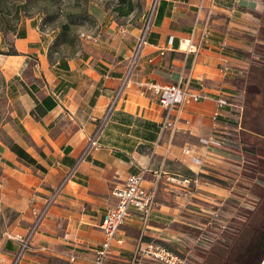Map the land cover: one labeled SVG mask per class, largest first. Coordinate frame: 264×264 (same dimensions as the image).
I'll list each match as a JSON object with an SVG mask.
<instances>
[{
	"label": "crops",
	"instance_id": "crops-1",
	"mask_svg": "<svg viewBox=\"0 0 264 264\" xmlns=\"http://www.w3.org/2000/svg\"><path fill=\"white\" fill-rule=\"evenodd\" d=\"M260 10L258 0H160L135 76L160 83L180 80L189 92L207 98L183 101L174 127L160 131L162 107L155 95L132 83L104 127L100 145L86 154L82 151L94 128L89 117L102 114L120 83L139 28L121 35L117 22L108 19L98 41L70 57L50 59L52 36L41 32L34 18L23 20L12 39L15 53L2 59L12 120L5 125L7 141L0 140V264H10L17 250L3 232L25 233L32 221L30 197L39 206L63 179L19 264H94L102 216L115 202L112 189L142 170L144 187L154 191V206L145 221L133 209L125 217L116 234L122 242L112 244L105 264H166L134 257L138 245L149 241L193 253L184 237L196 234L189 235L190 227L207 226V204L231 208L230 184L207 178H230V161L237 156L228 147L200 140L235 126L230 114L213 128L214 98L241 96L239 83L257 40ZM206 15L210 36L196 52L179 49L196 16L199 29ZM224 60L230 70L222 75L218 66Z\"/></svg>",
	"mask_w": 264,
	"mask_h": 264
},
{
	"label": "rangeland",
	"instance_id": "rangeland-1",
	"mask_svg": "<svg viewBox=\"0 0 264 264\" xmlns=\"http://www.w3.org/2000/svg\"><path fill=\"white\" fill-rule=\"evenodd\" d=\"M149 2L0 0V140L7 141L5 125L12 120V102L2 59L5 52L12 49L15 29L23 20L34 18L39 30L52 36L48 52L50 59L70 57L90 42L98 41L103 35L100 30L108 19L115 20L118 28H140ZM258 2L261 10L253 48L255 55L250 58L248 69L239 83L243 87L241 96L233 99L242 104L240 128L237 130L240 132H236L239 145L230 147L237 159L230 161V178H207L222 186L230 184L231 195L227 199L232 201L231 208L225 204H207L210 210L217 207L221 209V220L200 229H188L189 235H198L206 229L214 239L207 247L191 246L194 250L192 255L175 250L186 258L188 264H260L264 256V0ZM128 4L131 11L127 15L117 13L118 5ZM241 128L248 131H242ZM223 202L226 203V200Z\"/></svg>",
	"mask_w": 264,
	"mask_h": 264
},
{
	"label": "built area",
	"instance_id": "built-area-1",
	"mask_svg": "<svg viewBox=\"0 0 264 264\" xmlns=\"http://www.w3.org/2000/svg\"><path fill=\"white\" fill-rule=\"evenodd\" d=\"M160 4V0H150L147 12L144 16L143 23L139 28L138 34L135 38V43L131 53L128 57V63L125 71L121 77L120 83L113 91L108 103L106 104L102 114L98 117L90 116L89 120L94 123L92 132L88 135L86 145L82 151V154L88 153L91 149L97 148L102 131L108 121L110 120L112 113L116 109L118 102L123 98L125 88L130 84H136L142 91L148 90L155 95L158 104L162 107L163 112L159 123L160 131H164L167 128H173L177 120V110L180 105L186 99L199 100L207 98V95L201 92H189L185 87L181 85V81L160 83L156 81L148 80L144 77L135 76V68L138 58L144 46L147 44V37L149 31L154 23L157 10ZM235 6L232 5L229 9L230 12L234 11ZM196 16L194 24L185 37H181L178 41V47L184 52H196L200 44L210 36L211 24L210 17L206 15L201 23V27L198 29L199 23ZM119 33L125 35L127 33L126 27H120ZM225 44V40L222 41V45ZM161 54L163 51L160 52ZM255 53H252L254 57ZM218 70L222 75H225L230 70V65L224 60L218 66ZM238 96L237 98H239ZM236 98V99H237ZM215 108L211 114L212 126L215 129L217 127L219 118L226 115H231V119L235 122V126L231 130L222 135H217L212 132L206 138L200 141L205 145H212L215 147H237V130L240 128L239 121L242 115V104L232 101L226 96L219 94L214 98ZM183 153H190V150L186 147L182 148ZM194 163L202 164L203 160L196 155L190 156ZM145 170L140 172L129 173L121 185L115 186L112 189V195L115 199L114 205L107 208L104 212L100 229L102 232V241L100 245L94 251V264H105L107 256L110 252V248L113 243H121L122 240L116 236L119 227L123 224L124 219L128 216L132 209L141 215L145 221L154 206V191L147 189L143 185V177ZM72 171H68L66 177H69ZM63 181L56 186L48 196L45 197L43 202L36 206L35 196L30 197V209L32 213V221L23 234L10 233L4 231L3 234L9 239L14 240L17 243V250L13 255L10 264H19L24 252L29 247L30 240L39 227L41 221L46 216V213L52 203L60 193ZM222 211L220 208H215L210 211V220L207 226H210L213 221L221 220ZM223 227L222 225H218ZM184 239L196 247H207L212 244L213 238L210 231L206 229L201 231L198 235L185 236ZM146 257L155 261L163 262L166 264H188L185 257L174 253L161 244L149 241L142 242L138 245L134 251V257Z\"/></svg>",
	"mask_w": 264,
	"mask_h": 264
},
{
	"label": "trees",
	"instance_id": "trees-1",
	"mask_svg": "<svg viewBox=\"0 0 264 264\" xmlns=\"http://www.w3.org/2000/svg\"><path fill=\"white\" fill-rule=\"evenodd\" d=\"M123 1H124V0H119L120 3L123 2ZM116 11H117V13L120 14V15H127V14L131 11V6H130L129 4L126 5V6L118 5V6L116 7ZM11 53H15V50H14V49H11V50L5 52V54H11ZM48 56H49V55H48ZM49 58H50V57H49ZM12 147H13L14 149H16V151L18 152V154H19L21 157L25 158L26 160H28V161H30V162H32V163L35 162L34 159H32V158H31L30 156H28L25 152H23L22 150H20L17 146L12 145Z\"/></svg>",
	"mask_w": 264,
	"mask_h": 264
},
{
	"label": "water",
	"instance_id": "water-1",
	"mask_svg": "<svg viewBox=\"0 0 264 264\" xmlns=\"http://www.w3.org/2000/svg\"><path fill=\"white\" fill-rule=\"evenodd\" d=\"M260 264H264V256H263V258L261 259Z\"/></svg>",
	"mask_w": 264,
	"mask_h": 264
}]
</instances>
